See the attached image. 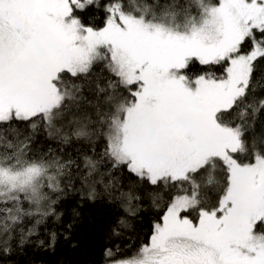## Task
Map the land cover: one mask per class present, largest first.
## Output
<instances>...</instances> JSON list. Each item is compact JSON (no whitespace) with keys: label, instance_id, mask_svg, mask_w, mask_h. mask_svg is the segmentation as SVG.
I'll return each instance as SVG.
<instances>
[{"label":"snow or ice","instance_id":"obj_1","mask_svg":"<svg viewBox=\"0 0 264 264\" xmlns=\"http://www.w3.org/2000/svg\"><path fill=\"white\" fill-rule=\"evenodd\" d=\"M90 6L0 0V237L58 220L73 168L95 200L123 166L116 199L139 200L140 183L165 189L154 205L169 199L147 243L111 264H264V0H104L100 25L84 22ZM100 62L115 79H88ZM96 124L106 147L82 167L33 151L41 128L69 143Z\"/></svg>","mask_w":264,"mask_h":264},{"label":"trees","instance_id":"obj_2","mask_svg":"<svg viewBox=\"0 0 264 264\" xmlns=\"http://www.w3.org/2000/svg\"><path fill=\"white\" fill-rule=\"evenodd\" d=\"M99 2L100 8L90 6L83 12L82 17L86 24L90 19L97 25L103 21L104 0ZM97 77L102 81L115 79L104 62L93 66L88 79L95 80ZM83 81L84 78L81 77L76 83ZM83 91L88 99H93L87 88ZM86 110L93 114L95 120V109L87 107ZM260 120L264 121V113L260 115ZM94 127L98 134L91 139L78 140L73 137L69 143H64L56 137H49L47 131L41 128L35 134L33 151L47 152L51 148L55 154L65 159L78 160L82 167L84 152L99 158L106 147L105 137L99 134L106 132V126L96 124ZM111 163L112 161L105 157L101 171H107ZM72 172V187L65 189L55 205L56 211L62 214L59 219L57 220L55 216L49 217L38 227L37 233L23 243L18 232L13 233L11 239L0 237V264H108L112 259L133 255L142 244L147 243L153 224L163 215L166 210L164 203L169 199L168 195H165L164 201L156 206L148 193L164 192L162 185L153 187L147 183H140L135 192V195L140 197L139 200H132L129 203L123 199H116L121 191L129 190L128 174L121 166L111 169V177H105L106 181L108 179L112 181L111 194L104 190L103 185H97V198L89 200L76 179L78 173L74 168ZM74 210L78 215H73ZM121 220L124 224L118 226ZM68 225H72L71 229ZM28 227H31V223L26 224L25 231ZM51 232L56 233L54 244L50 242ZM40 241H44L43 245L39 243ZM109 249L115 254L113 257L106 255Z\"/></svg>","mask_w":264,"mask_h":264},{"label":"rangeland","instance_id":"obj_3","mask_svg":"<svg viewBox=\"0 0 264 264\" xmlns=\"http://www.w3.org/2000/svg\"><path fill=\"white\" fill-rule=\"evenodd\" d=\"M108 264H111V262H110V263H108Z\"/></svg>","mask_w":264,"mask_h":264}]
</instances>
